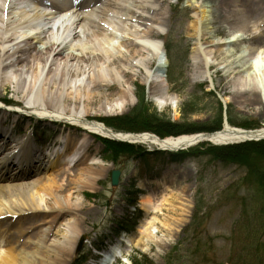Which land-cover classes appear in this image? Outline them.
I'll list each match as a JSON object with an SVG mask.
<instances>
[{"label":"rangeland","instance_id":"1","mask_svg":"<svg viewBox=\"0 0 264 264\" xmlns=\"http://www.w3.org/2000/svg\"><path fill=\"white\" fill-rule=\"evenodd\" d=\"M193 1L160 0L155 11V17L162 18L163 25L160 27L153 24L145 25L137 21L135 17L127 15L125 10H118L123 23L133 26L132 31L135 30L141 34L146 27L151 26L165 33L161 36L164 40V50L161 53H166L168 57L166 79L170 93L176 97L172 103L160 107L148 96L144 85L145 74L147 70L152 71L155 68L157 61L151 51L144 50L140 55L130 58L132 66L126 70L129 75L121 78L115 89L103 88L97 91L87 106L83 98L78 99L76 112L86 110L94 114L98 101L101 100L99 105L105 104V107L117 108L118 111L110 116L97 115L93 116L94 118L124 115L135 106L137 88L142 87L145 90L146 102L151 104L156 114L166 120L198 125L211 124L221 109V122L224 119L227 120L229 116L235 123L233 126L230 125L232 127L264 126V98L259 99L258 96V101L250 102L246 101L249 99L248 96L235 97L230 84L232 75L225 77L222 84L218 86L219 76L215 74V71L219 70L220 75L224 76L227 69L223 70V66H216L209 71L212 81L192 80L193 67L190 59L192 40L189 38L186 17L193 13V5H195ZM207 1L208 4L215 5L213 15L216 21L212 29H219L222 33L218 38H223L226 25L220 19L222 0ZM256 1L248 0V3ZM99 2L100 0H94L93 3L99 4ZM122 3L131 7V0H123ZM46 7H48L47 13L55 12L51 5ZM254 17L261 20V25L253 34V40L264 36V4ZM110 30L114 31L112 28ZM25 32L29 36L32 35L31 30ZM115 33L118 37L109 42L110 54L127 56L125 48L120 43L121 36L125 42L133 38L128 33L122 35L118 31ZM43 44L44 42H38L36 47L42 48ZM232 55L237 54L232 52ZM234 65L235 63H232V67ZM254 70L258 73L259 69L254 67ZM8 76L12 79V74L9 73ZM123 90L128 95L131 94L130 104L122 101L120 95ZM79 92H81L80 89ZM80 95H83L82 92ZM0 96H3L0 98V130L2 131L0 154L11 151L12 145L26 140L22 146L23 150H26V159L23 158V161L19 162L17 157V160H12L10 172L17 173L29 163L32 168L38 170L34 173L25 172V177L21 178L20 182L26 188L25 194H33L37 199L42 197L43 201L38 200V202L40 206L43 205L44 200H49V196L40 191L36 194L33 186L36 181L44 182L51 178V175H55L57 171L64 172V179L68 178L74 182L84 181V170L89 161L86 164L73 162L67 166L64 164L65 160L57 161L54 157L57 149L61 151L66 146V144L55 145L56 136L69 135L72 141L75 138H83L82 129L74 128L68 113L64 111L67 115L64 114L57 119L54 114L32 109L26 104L22 94L16 91L12 82L7 83L6 90L0 88ZM87 134L91 138L88 136L83 138L86 144L77 148L78 154L89 149L90 158H100L106 165H110V169L100 173L97 180L87 181V187L82 192L72 194L71 203H80L85 208L80 214L85 221H79L77 224L78 233L73 254L66 264H90L92 261H98L102 252L115 244L116 240L121 241L120 248L126 247L127 253L123 257H116L110 264H133V260L137 264H257L255 261L246 260L243 256L250 241L264 242V215L259 212L264 203L257 202L253 198L252 191L243 184L244 169L235 165H224L204 155L190 156L180 161L171 160L167 153L144 157L120 154L115 162H112L105 152L103 142L104 139H108L91 133ZM4 135L6 138L3 139ZM141 146L149 152L147 145L141 144ZM1 157L2 155L0 159ZM120 167L123 171L119 184L112 187L109 181L110 171ZM1 184L12 185L13 183L3 181ZM144 193L153 196L154 205L158 207L156 211L146 213L139 208V196ZM20 198L18 192H13L2 197V200L5 206L11 203L20 205ZM164 198L169 199L171 203L162 202ZM181 202H187L189 213L182 225L174 228L175 220L181 218L179 209ZM23 212L27 211L23 210ZM152 218H155L154 240L156 243L150 245L145 252L135 245L136 239H133L139 225ZM44 219L48 218L44 217ZM71 221L68 218H61L54 226L53 232L60 230L66 235ZM167 225L169 226L166 227ZM46 227L41 225L35 231L38 232ZM11 229L14 228L8 225V220L0 223L2 246L5 240L8 241L7 232ZM28 236L29 234L24 235L23 239L25 240ZM81 236L84 237V243L75 253V246ZM32 240L38 242L37 239ZM43 244L48 250L54 251L55 247L64 245V238L53 234L46 238ZM11 246L17 249L15 253L21 248L20 244L13 242Z\"/></svg>","mask_w":264,"mask_h":264},{"label":"bare ground","instance_id":"2","mask_svg":"<svg viewBox=\"0 0 264 264\" xmlns=\"http://www.w3.org/2000/svg\"><path fill=\"white\" fill-rule=\"evenodd\" d=\"M121 1L123 2L100 0L99 4H95L94 0H0V88L6 90L7 83L12 82L16 91L22 94L26 104L32 109L54 114L57 119L68 113L74 128L82 129L83 138H91L87 134L91 133L100 137L138 142L149 148L175 149L203 138L211 143L221 144L264 137V126L257 131H248L250 129L230 126L226 119L217 131L198 132L175 138H160L147 132H115L101 121L104 118L93 117L110 116L118 111L117 108L105 107V104L99 105L101 100L98 101L94 114L86 110L76 112L78 99L83 98L87 106L97 91L103 88L115 89L120 79L129 75L126 70L132 66L130 58L140 55L144 50L151 51L157 61L155 68L152 71L147 70L145 74L144 85L148 96L160 107L172 103L176 98L170 93L166 79L168 60L161 53L164 50L161 36L165 33L151 26L146 27L141 34L132 31L133 26L123 23L118 11L123 9L127 15L135 17L145 25L160 27L163 25L162 18L155 17L160 0H131V7L121 4ZM193 3V13L186 17L189 38L192 40V80L212 81L209 71L221 65L223 70H227L224 76L220 75L219 70L215 71L219 76L218 86L225 77L232 75L230 84L235 97L248 96L246 101L250 102L258 101V96L259 99L264 98V36L253 40V34L261 25V20L256 19L254 14L261 9L264 0H257L255 3H248V0H222L220 19L226 25L223 38H218L222 33L219 29H212L216 21L213 15L215 5L208 4L207 0H194ZM47 5H51L55 12L47 13ZM31 29L33 34L29 36L25 31ZM115 31L121 35L128 33L133 38L125 42L120 35V43L127 56H113L108 50L110 40L118 37ZM35 42L44 44L42 48H37ZM232 52L237 55L233 56ZM232 63H235L233 67ZM254 67L259 69L258 73ZM9 73L12 74V79L8 76ZM79 89L83 95H80ZM97 96L100 97L99 94ZM120 96L124 103L130 104L131 94L128 95L123 90ZM1 132L0 130V134ZM202 133L210 136L206 137ZM83 138L72 141L69 135L56 136L55 145L66 144L63 150L57 149L54 155L57 161L63 159L67 166L73 162L89 163L84 170V181L64 179L62 171H57L44 182L36 181L33 186L36 194L43 192L49 196V200H44L41 206L38 200L42 202V197L37 199L33 194L26 195L25 185L20 182L25 177V172L34 173L38 170L29 163L17 173L10 172L12 160L17 157L19 162L26 159V150L22 147L26 140L12 145L11 151L0 154V223L8 220V225L14 228L7 232V242L21 245L19 252L15 253L17 249L11 244L5 240L2 246L0 241V264H66L70 260L78 233L77 224L85 221L80 215L85 208L80 203H71L72 194L82 192L87 187V181L97 180L100 173L110 169V165H106L100 158H90L89 149L78 154L77 148L86 144ZM3 181L13 184H1ZM13 192L19 193L20 205L11 203L5 206L2 197ZM162 202L171 203L167 198ZM138 205L146 213L158 209L149 193L139 196ZM179 209L181 218L175 220L174 228H179L188 216L189 205L181 202ZM61 218L72 220L66 235L60 230L53 232ZM154 222L155 218L143 221L133 239H136L135 245L142 251L147 252L149 246L156 243ZM41 225L47 227L35 231ZM26 234L29 236L24 240L23 236ZM53 234L64 238V245L50 251L43 243ZM33 238L37 239L39 245L38 242H33ZM121 245V241L116 240L115 244L102 252L100 260L90 264H110L116 257H123L127 249L120 248Z\"/></svg>","mask_w":264,"mask_h":264},{"label":"trees","instance_id":"3","mask_svg":"<svg viewBox=\"0 0 264 264\" xmlns=\"http://www.w3.org/2000/svg\"><path fill=\"white\" fill-rule=\"evenodd\" d=\"M137 90L135 106L124 115L102 119L101 121L106 127L115 132L123 133L147 132L160 138L177 137L198 132H213L221 128V109H219L216 118L211 124L198 125L174 122L156 114L151 104L146 102L145 90L142 87L137 88ZM227 122L232 126L235 124L229 116H227ZM239 128L256 129L259 126L240 125ZM103 142L105 143V152L112 162H115L116 157L120 154L137 155L139 157L166 154L163 152H146L145 148L139 145L113 142L105 139ZM166 155L171 160L178 161L190 156L204 155L224 165H235L242 168L245 171V176L242 180L243 184L252 191L253 198L257 202L262 201L264 203V140L226 146H212L202 143L186 151L167 153ZM259 212L264 215V206L260 208ZM243 257L246 260L255 261L257 264H264V242L255 241L253 243V240L250 241ZM133 264H137L135 260H133Z\"/></svg>","mask_w":264,"mask_h":264},{"label":"water","instance_id":"4","mask_svg":"<svg viewBox=\"0 0 264 264\" xmlns=\"http://www.w3.org/2000/svg\"><path fill=\"white\" fill-rule=\"evenodd\" d=\"M261 128L259 129H254V130H248V131H257V130H260ZM201 135H204L206 137L210 136V134L208 133H202ZM106 139L108 140H111V141H117V142H122V143H128V144H140L138 142H134V141H127V140H121V139H115V138H109V137H105ZM260 140H264V137H256V138H246L244 140H240V141H237V142H233V143H221V144H215V143H211L210 140H207V138H203V139H200V140H196L186 146H180V147H177L175 149H165V148H155V149H149V151H164V152H178V151H183V150H186L187 148H190V147H193L197 144H200V143H210L214 146H225V145H230V144H237V143H243V142H251V141H260ZM123 171V168L120 167L118 169H112L110 171V174H109V180H110V185L112 187H116L118 184H119V179H120V176H121V172ZM84 243V237L81 236L75 246V253H77L82 245Z\"/></svg>","mask_w":264,"mask_h":264}]
</instances>
